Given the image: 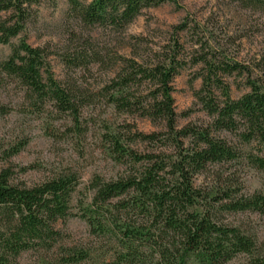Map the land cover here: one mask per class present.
<instances>
[{
    "label": "trees",
    "instance_id": "1",
    "mask_svg": "<svg viewBox=\"0 0 264 264\" xmlns=\"http://www.w3.org/2000/svg\"><path fill=\"white\" fill-rule=\"evenodd\" d=\"M47 0H0V44L11 55L0 61V114L11 113L2 95L16 90L23 110L56 113L80 128L83 109L97 100L76 80L57 79L46 48L25 39L12 43ZM244 10L264 14V0H230ZM181 0H68V18L76 31L71 51L60 55L70 69H88L103 61L91 36L97 28L122 32L144 11ZM176 33L198 35L189 18ZM116 77L101 91L117 111L163 125L166 132L144 134L127 130L108 138L110 156L123 164L118 177H95L93 197L81 213H72L80 178L68 171L27 186L16 181L12 168L0 171V264H83L90 250L62 245L57 227L77 216L90 233L106 242L103 264H228L240 255L248 264H264V248L227 214L252 212L264 216V192L238 195L234 189L203 191L196 177L210 165L246 160L264 172V78L231 58L209 39L197 37L186 47L178 38L150 63L120 57ZM200 66L202 86L194 90L207 124L178 125L173 83L188 66ZM247 75L248 91L232 95L229 77ZM149 144L140 151L132 144ZM16 151L15 153H18ZM27 261V262H26Z\"/></svg>",
    "mask_w": 264,
    "mask_h": 264
},
{
    "label": "rangeland",
    "instance_id": "2",
    "mask_svg": "<svg viewBox=\"0 0 264 264\" xmlns=\"http://www.w3.org/2000/svg\"><path fill=\"white\" fill-rule=\"evenodd\" d=\"M68 9V0L43 2L35 7V18L12 43L18 45L21 39H25L34 47L46 48L57 79L73 78L87 91L96 93L97 100L83 109L80 128H77L70 117L23 110L21 101L16 98V90L2 95V102L12 110L9 114H0V171L12 168L16 181L27 186L60 173H77L80 185L71 203L75 215L91 202L93 191L90 187L95 177L110 180L125 170L123 164L108 153L107 137L127 130L144 134L166 132L163 125L121 113L101 97L103 88L121 69V64L114 63L117 59L126 57L146 64L157 59L164 48L178 38L189 47L197 37H206L211 47H218L231 58L249 66L254 77L264 78V14L241 9L230 0H181L179 5L165 4L144 11L122 32L97 28L91 38L103 61L88 69H70L61 60L60 55L73 48L72 36L76 31L68 18ZM187 18L199 36L176 33L175 28ZM11 52V45L0 44V61L7 59ZM200 69V66H188L173 83L179 127L210 122L194 97V90L202 86V79L197 76ZM227 79L234 98L248 91L246 74H235ZM132 145L140 151L151 149L145 143ZM196 185L210 194L234 189L239 196H248L264 192V172L253 168L246 160L224 162L210 165L199 174ZM226 221L253 236L258 246L264 248V216L239 212L227 214ZM57 227L65 237L62 245L90 250L91 257L83 264L109 262L111 253L104 254L108 250L106 242L92 236L81 218L69 217L61 220ZM27 259L31 264L35 261L34 255ZM228 264H248V259L240 255Z\"/></svg>",
    "mask_w": 264,
    "mask_h": 264
}]
</instances>
